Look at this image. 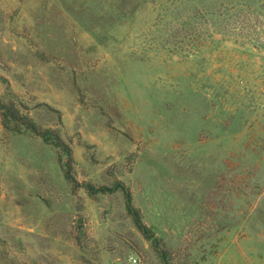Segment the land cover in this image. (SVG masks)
Wrapping results in <instances>:
<instances>
[{
    "label": "rangeland",
    "instance_id": "obj_1",
    "mask_svg": "<svg viewBox=\"0 0 264 264\" xmlns=\"http://www.w3.org/2000/svg\"><path fill=\"white\" fill-rule=\"evenodd\" d=\"M0 98L70 149L0 115V264H162L118 185L175 264H264V0H0Z\"/></svg>",
    "mask_w": 264,
    "mask_h": 264
},
{
    "label": "trees",
    "instance_id": "obj_2",
    "mask_svg": "<svg viewBox=\"0 0 264 264\" xmlns=\"http://www.w3.org/2000/svg\"><path fill=\"white\" fill-rule=\"evenodd\" d=\"M0 115L2 117V123L4 128L11 129L16 133H21L22 131H28L36 137L44 140L47 144L56 147L60 153H64L65 156H70L69 147L63 142L61 137L51 130L40 129L36 127L27 118L20 116L19 112L13 108L11 105L3 102L0 98ZM69 177V174H68ZM117 189L125 192L126 198V209L131 215L136 228L141 232L144 238L152 243L157 256L162 264H175L172 254L167 251L163 246V241L157 236L154 228L148 226L142 219L141 213L133 205L132 195L123 185H118L114 189H102L100 192L111 193ZM91 190L96 191L95 188L91 187Z\"/></svg>",
    "mask_w": 264,
    "mask_h": 264
},
{
    "label": "water",
    "instance_id": "obj_3",
    "mask_svg": "<svg viewBox=\"0 0 264 264\" xmlns=\"http://www.w3.org/2000/svg\"><path fill=\"white\" fill-rule=\"evenodd\" d=\"M79 223H81V222H79Z\"/></svg>",
    "mask_w": 264,
    "mask_h": 264
}]
</instances>
